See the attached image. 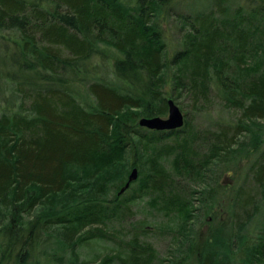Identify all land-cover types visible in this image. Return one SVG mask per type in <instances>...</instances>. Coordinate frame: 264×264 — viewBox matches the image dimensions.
Returning a JSON list of instances; mask_svg holds the SVG:
<instances>
[{"label": "trees", "instance_id": "obj_1", "mask_svg": "<svg viewBox=\"0 0 264 264\" xmlns=\"http://www.w3.org/2000/svg\"><path fill=\"white\" fill-rule=\"evenodd\" d=\"M177 1L0 0V33L11 35L0 37V264H155L143 222L123 228L138 201L175 238L161 264H264V223L249 229L264 213V0L175 13L170 55L161 23ZM103 50L116 81L99 75ZM184 96L234 121L202 131L188 119L169 135L139 126ZM232 171L236 186L220 182ZM197 224L207 227L199 244ZM100 243L113 247L83 258Z\"/></svg>", "mask_w": 264, "mask_h": 264}, {"label": "rangeland", "instance_id": "obj_2", "mask_svg": "<svg viewBox=\"0 0 264 264\" xmlns=\"http://www.w3.org/2000/svg\"><path fill=\"white\" fill-rule=\"evenodd\" d=\"M127 2H130L132 0H126ZM182 2H184L182 4ZM182 2L177 1V3L174 5V16H171L169 18V15H165L162 19L161 27L165 31V34L167 36V43H168V49L170 52V55L179 48V26L177 25L176 21V15L175 13H193L194 11H197L200 8H203L208 3V0H182ZM189 5H187V4ZM209 4V3H208ZM183 5V6H182ZM237 5V3H236ZM206 8V7H205ZM236 7H233V9ZM173 14V13H171ZM11 36L8 33H0V37H8ZM5 47H0V53L2 55V51H5ZM104 52V54H103ZM112 52L109 51H100V54L98 58L96 59V63L100 65L99 75L100 77H107L110 80H115V77L113 75V65L115 62V58L112 55ZM96 78V77H93ZM93 78H90L91 80ZM97 79V78H96ZM75 88V94L77 98L80 100V102L86 106L91 107L94 103L93 97L90 95V92L88 90V83H79L74 86ZM176 104L180 107L182 110L184 116H185V124L186 120H190L191 123L194 125L195 128L206 131V130H214L216 129V124H228L232 123L234 121V117L236 116V113L233 111H228L223 109L222 107H214L210 109L209 111H206L204 113H198L194 110L193 105L190 103V101L184 96L181 101H176ZM15 109L18 107V105H14ZM168 117V116H167ZM165 117V118H167ZM164 118V117H163ZM183 129V128H182ZM181 130V129H180ZM165 135H169V132H166ZM167 141V140H166ZM171 140H168L169 142ZM135 157H131V161H135ZM170 166V165H168ZM220 182H222L224 185H231L236 186L238 181H240L239 177L235 175V173L228 172L225 173L220 177ZM127 194V193H126ZM218 200L221 201V199L224 201V198H222L223 194L219 192ZM225 203V201H224ZM223 205V204H222ZM132 210L134 212V217L129 220L128 223L123 224V228L125 230H129L132 226L131 223H139L143 222L145 229L148 231L147 240L148 243L151 244V246L154 248V250L157 252L159 261H157L155 264H161V261H168L169 259H172L173 254L175 253V247L176 242L173 235H170L169 233H162V228L160 227L163 223H165L167 218L160 214L157 210L151 208L148 204H146L144 201H138L135 206L132 207ZM218 210L221 212V204L218 206ZM214 216L217 221L222 215L218 214L217 212L214 214ZM264 223V213L260 215L258 218H256L249 226V229L253 235H256L258 233L259 229L261 228L262 224ZM203 224H197L196 225V233L197 237L195 235L190 237V240H196L197 244L200 243L201 239L200 235L203 236L206 234L207 227H203ZM118 230L119 227H116ZM139 232V230H137ZM146 240V239H145ZM146 240V241H147ZM113 247V244L109 243H100L96 248L90 249V248H84L82 251L83 258H93L96 255L104 256L108 253L109 249ZM175 256H179V254H174ZM69 255H66L64 258V263L67 264L69 260ZM197 257L194 256L191 261H188L187 264H197L196 262ZM41 264H48L46 258H42L40 260ZM170 262V261H169ZM170 264V263H168Z\"/></svg>", "mask_w": 264, "mask_h": 264}, {"label": "water", "instance_id": "obj_3", "mask_svg": "<svg viewBox=\"0 0 264 264\" xmlns=\"http://www.w3.org/2000/svg\"><path fill=\"white\" fill-rule=\"evenodd\" d=\"M168 117H142L139 120V126L151 131L158 132H174L182 129L185 126V116L173 99L168 100ZM139 178V170L134 168L127 183L119 191L118 195L123 196Z\"/></svg>", "mask_w": 264, "mask_h": 264}]
</instances>
